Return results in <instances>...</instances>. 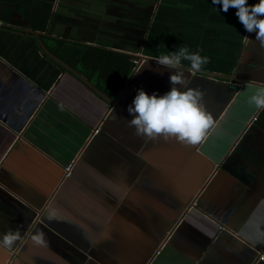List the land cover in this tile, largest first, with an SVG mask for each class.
I'll use <instances>...</instances> for the list:
<instances>
[{
	"label": "crops",
	"instance_id": "crops-1",
	"mask_svg": "<svg viewBox=\"0 0 264 264\" xmlns=\"http://www.w3.org/2000/svg\"><path fill=\"white\" fill-rule=\"evenodd\" d=\"M169 2L0 0V234L20 231L0 264H264V107L242 111L258 87L240 80L264 46L234 7ZM40 40L70 62L86 46L129 54L131 75L111 104ZM182 45L208 57L182 65L213 122L196 145L137 136L128 105L170 90L178 69L156 59Z\"/></svg>",
	"mask_w": 264,
	"mask_h": 264
},
{
	"label": "clouds",
	"instance_id": "clouds-1",
	"mask_svg": "<svg viewBox=\"0 0 264 264\" xmlns=\"http://www.w3.org/2000/svg\"><path fill=\"white\" fill-rule=\"evenodd\" d=\"M213 5H220V11L227 12L230 7L236 9L235 15L248 32H256V40L264 46V0L249 4L248 0H212ZM160 65L178 69L170 75L172 84L164 94L152 92L149 94L143 88L137 90L128 112L132 119L128 120L130 127L135 128V134L142 138L175 139L181 143L196 145L212 124V115L206 109L205 91L199 86L188 87L184 76L183 61H189V69L201 70L208 62L207 56H201L199 51L190 52L187 46H179L175 51L161 54L156 59ZM249 103L257 109L264 107V86L258 87L249 98ZM48 219H54L49 216ZM20 237L19 229L9 230L0 234V249H10ZM39 245H45L44 234L37 230L31 237Z\"/></svg>",
	"mask_w": 264,
	"mask_h": 264
},
{
	"label": "trees",
	"instance_id": "trees-1",
	"mask_svg": "<svg viewBox=\"0 0 264 264\" xmlns=\"http://www.w3.org/2000/svg\"><path fill=\"white\" fill-rule=\"evenodd\" d=\"M58 46H61V41H57ZM85 52L79 57H74L73 62H70L65 55L59 51L53 52L68 63H72L77 70L88 78H92L95 71H99L98 75L103 72V90L111 96L116 95L121 91L127 83L134 64V57L117 51H110L103 47L86 46ZM64 71L70 73L67 69L57 63ZM101 71V72H100ZM104 84V85H103Z\"/></svg>",
	"mask_w": 264,
	"mask_h": 264
},
{
	"label": "rangeland",
	"instance_id": "rangeland-1",
	"mask_svg": "<svg viewBox=\"0 0 264 264\" xmlns=\"http://www.w3.org/2000/svg\"><path fill=\"white\" fill-rule=\"evenodd\" d=\"M173 1L174 0H171V3L169 2V4L168 3H165V4L170 7V4L172 5L173 4ZM162 10H165V9H162ZM172 13H174V12H172ZM176 22H178V21L176 20V21H173L171 23H176ZM158 29L159 28H157V30ZM152 32H153V30H152ZM156 32H157V34L151 35L152 38L149 39V41L152 40V42H153V45L151 47V51L152 52H155V53H165L166 52L165 50L160 49L158 47H155V46H157V43H158V40H159L158 39L159 36H161V35H159L160 34V31H156ZM244 69H246V70H244V75H246V76L249 77V79L247 80L249 83H246V84H248V85L250 84V85L259 87V83L261 81H264V65L261 64V66H259V64H258V66H256V67H249V68L244 67ZM253 94L254 93H252V95ZM241 107H243V104H242ZM254 108H255V105L248 103V105L245 104V106L242 109V111H245L246 110L247 112H245V114L248 115V113L250 112V110H252ZM258 114H259L258 111H256L253 114V116H252L253 121L256 120V118L258 117ZM259 116H260V119H263L264 118V111H263L262 114L260 113Z\"/></svg>",
	"mask_w": 264,
	"mask_h": 264
},
{
	"label": "water",
	"instance_id": "water-1",
	"mask_svg": "<svg viewBox=\"0 0 264 264\" xmlns=\"http://www.w3.org/2000/svg\"><path fill=\"white\" fill-rule=\"evenodd\" d=\"M41 41V45L45 51V53H47V55L54 60L55 62H57L59 65H61L62 67H64L65 69L71 71L73 74H75L78 78H80L82 81H84L87 85H89L97 94H99L101 97H103L105 100H107L108 102H110L111 104L114 103V99L111 98L108 94H106L105 92L101 91L98 87H96L87 77H85L79 70H77L75 67H73L72 65H70L69 63H67L66 61H64L61 57H59L58 55H56L55 53H53L51 50H49L45 44ZM239 79V78H238ZM244 82H248L245 79H240Z\"/></svg>",
	"mask_w": 264,
	"mask_h": 264
},
{
	"label": "built area",
	"instance_id": "built-area-1",
	"mask_svg": "<svg viewBox=\"0 0 264 264\" xmlns=\"http://www.w3.org/2000/svg\"><path fill=\"white\" fill-rule=\"evenodd\" d=\"M135 62L138 64L139 60H138V59H136V60H135ZM239 85H240V84H239ZM261 258H263V259H264V255H263V256H261Z\"/></svg>",
	"mask_w": 264,
	"mask_h": 264
}]
</instances>
